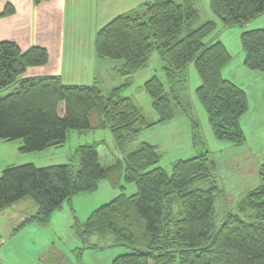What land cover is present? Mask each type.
I'll return each instance as SVG.
<instances>
[{
    "label": "trees",
    "instance_id": "trees-1",
    "mask_svg": "<svg viewBox=\"0 0 264 264\" xmlns=\"http://www.w3.org/2000/svg\"><path fill=\"white\" fill-rule=\"evenodd\" d=\"M43 1L49 0H34ZM209 5L223 27L243 28L264 12V0H209ZM14 13L8 3L2 16ZM217 27L213 20H200L194 0H153L117 15L94 38L99 58L122 61L115 71L124 82L106 92L97 84H65L59 76L26 77L30 67L48 63L47 49L23 50L16 42H0V90H10L0 97V140H22L23 153L43 152L64 146L70 130L109 129L123 153L122 159L103 165L98 149L104 141L93 142L78 146L67 163L7 166L0 176V212L25 198L37 207L15 231L29 223L47 225L66 202L95 192L105 180L120 195L75 228L83 238L113 235L128 248L111 264H264V162L258 168L263 183L241 202L255 211V221L229 212L218 223L217 164L204 149L190 94L193 64L201 80L195 96L214 137L237 146L246 142L241 118L249 110L247 94L222 76L231 60L225 44L205 42ZM241 45L244 65L264 72V28L244 30ZM155 51L165 62V78L154 75L144 83L158 113L152 122L123 93ZM181 114L192 124V144L199 153L175 161L170 173L158 165L156 145L129 147L144 130ZM126 184H134L136 192L125 194Z\"/></svg>",
    "mask_w": 264,
    "mask_h": 264
},
{
    "label": "crops",
    "instance_id": "crops-1",
    "mask_svg": "<svg viewBox=\"0 0 264 264\" xmlns=\"http://www.w3.org/2000/svg\"><path fill=\"white\" fill-rule=\"evenodd\" d=\"M94 2L95 6L92 4ZM194 2L200 13L199 0H194ZM8 3L15 7V13L9 16H2V12ZM83 7L94 9L103 16L108 12L106 6L101 5L100 0H49L39 4H35L34 0H0V42L5 40L16 42L23 50H27L33 46L44 47L49 53L48 63L43 66L30 67L25 74L26 77L59 76L65 84H97L104 92L115 87V79H111L113 77L112 70L121 65L122 62H117L118 64H115V62H109L97 56L94 47V38L98 28L94 25L95 23L93 26L89 25L87 28L86 25H80L78 27L79 20H77L76 14L79 10H82ZM102 7L104 8L100 9ZM110 10H112V7ZM96 12L93 14H96ZM114 17L115 16H113L112 19ZM90 28L93 37H91V41L88 42L85 33L87 30H90ZM228 28L222 27L218 33H216V31L208 44L217 41H221L225 44L231 55V60L223 67L222 76L241 87L247 94L249 110L241 118V127L245 133L246 142L242 145H234L231 147L234 149L235 156L247 160L244 167L250 164V167L254 168L258 173L259 166L264 162V72L250 70L244 65L245 53L241 45V34L244 30L264 28V12L252 21L246 23L242 29L234 32L232 38L235 40L236 53L228 44L229 36H226L227 32L222 34L224 31H229L227 30ZM76 30H81L82 35H79ZM191 67H193V64L189 66V76L191 75ZM103 85L106 86V89L103 88ZM194 113L200 124L203 142L205 143L204 149L207 151L209 150L211 154L214 148L212 146L217 145L213 132H210V128L206 126V116L204 112L201 110L196 111V106H194ZM178 117L171 120L170 123L177 121ZM149 120L156 122L158 117ZM92 121L94 122L95 120L92 119ZM187 121L188 122L183 120V122H181L184 127L183 133L189 138V141L185 140L188 151L187 154L194 157L197 155V153H194L197 149L192 144V124L188 119ZM162 124L163 123H157L151 128L159 127ZM16 141H4L1 147L6 148V143L10 142L8 144H13L16 143ZM142 142H149L156 145L158 150L165 146L163 143H153L144 137L141 139L140 143ZM21 144L22 142H19V144L16 145L20 148L22 147ZM190 147H193V151H191L192 149ZM1 149L3 148H0V150ZM11 153H16V150H12ZM180 159L177 158L175 161ZM236 165L238 166V164ZM218 170L219 168L217 167V171ZM106 188L108 189L107 192H101L94 200H90V197L95 192L81 193L74 196L68 201L67 208L64 204L60 210L53 214L51 221L45 226L37 223H29L19 231H15V228L22 221L37 212L34 202L28 200L29 198L20 200L5 208L0 212V221L1 219L3 220L4 226L6 223H9V227L7 228H10V225L14 223H10L7 220L10 218L11 211L21 210L22 212L19 219L15 221V226L7 229L10 230L7 235L9 240L6 239L3 241L0 234V264H64L65 261L69 259L67 255L73 252L72 250L65 251L63 248L56 246L54 240L55 235H57L55 225L61 227L65 225L66 222H69V224L73 222L74 225L77 222H84L89 215L98 208L97 202L104 203L107 202L109 198H112V201L121 193V191L118 193V190L111 187L109 182L105 180L99 183L96 192ZM104 194L108 198L105 197ZM102 196H104V199ZM79 202H82V206L77 210L76 204ZM92 204L93 207H91ZM26 206H31L33 213H29L30 211H23ZM80 210H84L82 216L79 214ZM0 233H2L1 229ZM76 237L78 241L80 236Z\"/></svg>",
    "mask_w": 264,
    "mask_h": 264
},
{
    "label": "rangeland",
    "instance_id": "rangeland-1",
    "mask_svg": "<svg viewBox=\"0 0 264 264\" xmlns=\"http://www.w3.org/2000/svg\"><path fill=\"white\" fill-rule=\"evenodd\" d=\"M101 5H105L108 12L103 16L101 13L96 12L94 9H89L88 7H83L82 10H79L77 15L78 27L80 25H86V28L89 25H96V28H101L106 23H108L113 16H117L119 14L135 11L142 9L147 3L152 2L153 0H100ZM95 6V2L92 3ZM199 9H200V18L202 21L213 20L218 24L217 32L223 27L221 25L220 19L212 12L209 0H199ZM112 7V10H110ZM104 7L100 8L103 9ZM115 11V12H114ZM96 14H93L95 13ZM115 13V15H114ZM228 28V27H226ZM242 29L239 26H233L228 28L229 31H224L222 34H226L229 36L228 44L233 48L234 52L236 53L235 49V40L232 38V35L235 31ZM79 35H82L81 30H76ZM215 32L211 34L209 37L206 38L205 42L208 44L211 38L214 36ZM85 33V30H84ZM86 38L91 41L92 33L91 28L90 30L86 31ZM109 62H118V60L113 59H106ZM117 63V64H118ZM165 62L159 57L158 52L155 51L151 55L148 65L139 70L135 73L133 77V84L131 87L127 88L124 91V95L131 96L137 105L142 109L143 113L148 119H155L158 117V113L155 111L152 105V100L149 94L144 89V83L150 79L152 76L157 75L164 80V72L163 66ZM116 69L112 70V74L114 76L111 79H115V86L121 84L124 81V78L120 75L116 74ZM190 94L192 97V101L194 106H196V111L201 110L204 112L206 116V126L210 128L208 117L206 112L204 111L202 105L199 103L198 99L195 96V89L201 83L200 77L195 69V66L191 67L190 70ZM106 81V80H104ZM106 83V82H105ZM103 88L106 89V86L103 85ZM10 90L0 91V96L6 95ZM64 111V107H60V110ZM91 119H96V111H93L91 115ZM187 121L185 115H179L177 121L174 123H163L159 127L149 128L144 130L137 136V138L133 141L129 147H134L136 144L140 143L141 139L146 138L153 143H163L165 145L163 148H159V152L161 153V159L158 162L159 166H162L166 169L167 172H171L172 164L177 158L181 159H188L190 154H187V147L186 141H189V138L183 133L184 127L181 122ZM186 140V141H185ZM99 146V155H100V162L103 165H110L114 163L118 159H122L123 153L117 146L116 140L109 129H97V130H70L68 133V140L67 143L58 148H49L47 151L41 152H29L23 153L20 151L18 147L19 142L23 141H16L13 144H7V147H1L3 144V140H0V176L4 168L8 165H22L26 163H35L36 165H50V164H61L69 162V158H71L74 150L80 145H84L86 143H93V142H102ZM2 142V143H1ZM18 142V143H17ZM215 142H217L216 146H212L213 151L210 154V158L213 159L219 170L217 171V178L219 180V186L221 190L216 194L215 199V211H216V221L220 223L223 217L229 213L234 212L240 214L245 220L248 221H255V211L251 208L246 207L245 204H242V200L245 198L248 191L255 188L259 184L263 183L262 178L258 175L257 171L250 167L251 165L248 164L246 167V159L240 158L234 155V149L231 146V143L228 142H221L215 138ZM168 143V144H167ZM229 146V147H228ZM162 147V146H161ZM19 148V150H18ZM191 149L193 147H190ZM12 150H16V153H11ZM193 151V149L191 150ZM195 154L199 153L197 150L194 152ZM45 154V155H39ZM194 155V154H193ZM13 159V161H12ZM8 161V162H7ZM77 162V161H76ZM7 163V164H6ZM10 163V164H9ZM238 164V166L236 165ZM6 165V166H5ZM4 167V168H1ZM106 189H100L94 193L90 200H94L97 198L101 192H107ZM118 190V191H117ZM118 193L120 190L117 189ZM137 187L134 184H126V188L124 189L125 194H132L136 192ZM81 194V193H80ZM78 195V194H77ZM84 196V195H82ZM105 196V194H104ZM104 196L103 199H104ZM107 197V196H105ZM108 198V197H107ZM112 198H109L107 202L101 203L97 202L98 206L102 204L108 203L111 201ZM31 200V199H28ZM32 201V200H31ZM33 202V201H32ZM100 203V204H99ZM68 202L65 203V207L67 208ZM36 206V205H34ZM82 206V202L76 204L77 210ZM87 207V206H86ZM93 207V204L92 206ZM37 208V207H35ZM65 208V210H66ZM27 209V210H26ZM23 211H30L29 213H33L31 206H26L25 210ZM84 210H80L79 214L82 216ZM21 210L11 211L10 218L7 219L11 224V227L15 226V221L19 219L21 215ZM69 212V211H67ZM6 216V215H4ZM13 225V226H12ZM73 225V226H72ZM0 229H1V237L2 240L5 241L8 239V231L7 228L9 227V223H6L5 226L3 224V220L0 221ZM76 225L69 224L66 222L65 225L58 227L55 225L56 234L55 235V242L56 246L59 248H63L65 251L72 250V254H68L67 259L64 264H111L113 260L120 254L124 253L128 250L123 245L117 244L115 241V237L113 235H108L106 237H101L98 235H92L88 238H83L80 233L76 230ZM11 235V234H10ZM12 236V235H11ZM80 236L78 241L77 237ZM16 239V238H15ZM9 240V239H8ZM154 264V263H150Z\"/></svg>",
    "mask_w": 264,
    "mask_h": 264
}]
</instances>
